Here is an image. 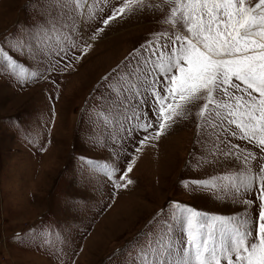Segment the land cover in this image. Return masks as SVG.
Segmentation results:
<instances>
[{
	"label": "rangeland",
	"instance_id": "374dc122",
	"mask_svg": "<svg viewBox=\"0 0 264 264\" xmlns=\"http://www.w3.org/2000/svg\"><path fill=\"white\" fill-rule=\"evenodd\" d=\"M52 2L39 0L38 6L37 0H0V41L7 37L9 43L22 39L33 45L11 54L39 73L21 82L0 64V264H130L128 242L151 232L149 222L162 209L173 239H181L182 221L169 208L173 201L209 215L258 219V183L247 193L222 199L216 198L222 193L182 183L242 167L216 154L218 141L210 129L198 136L200 105L158 139L146 141L139 152L120 120H114L115 105L106 99L104 78L134 49L154 39V33L173 34L164 22V0H151L162 5L154 13H129L108 26L103 19L122 0H91L97 9L94 18L87 19L85 10L84 22L77 18L74 32L53 25L52 18L58 23L65 12ZM69 35L71 42L60 44L68 48L65 56L58 51L57 37ZM86 44L91 47L83 53ZM219 135L259 155L238 135ZM133 156L128 174L133 183L119 190L80 159L108 161L122 170ZM253 167L258 169L255 163ZM245 199L253 204L246 206Z\"/></svg>",
	"mask_w": 264,
	"mask_h": 264
},
{
	"label": "snow or ice",
	"instance_id": "6c2138e0",
	"mask_svg": "<svg viewBox=\"0 0 264 264\" xmlns=\"http://www.w3.org/2000/svg\"><path fill=\"white\" fill-rule=\"evenodd\" d=\"M164 4L168 6L164 22L172 26L173 34L154 33V39L134 49L111 77L104 78L109 89L106 99L115 105L114 120H120L125 135L139 145L135 148L139 152L146 141L158 139L178 119L186 118L192 106L200 105L196 111L198 136L210 129L218 141L216 154L232 158L242 167L231 174L182 183L222 193L217 199L247 193L258 183L259 212L258 219L251 220L247 215H209L173 201L169 208L172 217L182 221L181 239H173L162 209L149 222L151 232L137 234L139 239L128 242V259L130 264H264V0H164ZM90 5L91 0H53L51 6L65 12L58 23L52 18L53 25L61 31H76L75 21L84 22L85 10L87 19L94 18L97 9ZM161 7L151 0H122L102 23L108 26L129 13H154ZM44 24L47 29L48 21ZM57 40L58 51L67 56L68 48L60 44L68 45L71 36H58ZM25 47L31 50L34 46L22 39L0 41V64L21 82L39 75L11 54L24 53ZM90 47L84 45L82 52ZM220 132L226 137L238 135L259 155L241 149L231 139H221ZM80 159L117 190L133 183L128 174L135 156L122 170L108 161ZM243 203L249 206L253 201Z\"/></svg>",
	"mask_w": 264,
	"mask_h": 264
}]
</instances>
